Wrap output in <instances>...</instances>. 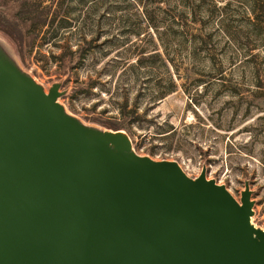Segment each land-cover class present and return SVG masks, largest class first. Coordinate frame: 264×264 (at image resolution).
<instances>
[{
    "label": "rangeland",
    "instance_id": "374dc122",
    "mask_svg": "<svg viewBox=\"0 0 264 264\" xmlns=\"http://www.w3.org/2000/svg\"><path fill=\"white\" fill-rule=\"evenodd\" d=\"M16 1L30 25L3 8L0 45L45 92L59 83L65 111L121 121L136 153L204 170L238 201L248 182L264 228V59L231 58L264 53L247 19L263 0Z\"/></svg>",
    "mask_w": 264,
    "mask_h": 264
},
{
    "label": "water",
    "instance_id": "95a60500",
    "mask_svg": "<svg viewBox=\"0 0 264 264\" xmlns=\"http://www.w3.org/2000/svg\"><path fill=\"white\" fill-rule=\"evenodd\" d=\"M0 45V264H264V228L205 171L85 124Z\"/></svg>",
    "mask_w": 264,
    "mask_h": 264
},
{
    "label": "trees",
    "instance_id": "16d2710c",
    "mask_svg": "<svg viewBox=\"0 0 264 264\" xmlns=\"http://www.w3.org/2000/svg\"><path fill=\"white\" fill-rule=\"evenodd\" d=\"M15 1V4H14ZM14 4V5H13ZM21 3H18L16 0H0V12L4 11L3 8H5V12H9V9L12 6H16V8L13 11V15H10L11 17H17L19 19V22H21V27L25 28L28 25V22L26 21V17H22L20 15H16L17 13H19V6H21ZM254 6V5H253ZM252 14L253 15H247V19L248 21L254 25H264V16L262 15V13L264 12V0H263V4H262V8L257 9L255 7L252 8ZM8 19V15H2V18L0 20L1 21V25H0V31L3 32L4 34L7 33V30L3 27L4 23L7 22ZM25 31L27 30L26 28L24 29ZM243 55V60L246 62H251L253 61L254 57H256L257 55H261L262 58L264 59V53L262 54L261 52L257 51H253V49H245L243 51H241L239 54H234L231 56L232 59L237 58V55ZM100 128H106V129H125V131L127 133H129L130 131L128 130V127H126L125 125L122 124L121 121H96Z\"/></svg>",
    "mask_w": 264,
    "mask_h": 264
}]
</instances>
